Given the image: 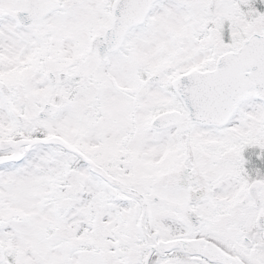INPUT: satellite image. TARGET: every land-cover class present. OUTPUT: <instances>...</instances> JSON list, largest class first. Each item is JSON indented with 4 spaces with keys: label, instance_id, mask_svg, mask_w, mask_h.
Instances as JSON below:
<instances>
[{
    "label": "snow or ice",
    "instance_id": "obj_1",
    "mask_svg": "<svg viewBox=\"0 0 264 264\" xmlns=\"http://www.w3.org/2000/svg\"><path fill=\"white\" fill-rule=\"evenodd\" d=\"M0 264H264V0H0Z\"/></svg>",
    "mask_w": 264,
    "mask_h": 264
}]
</instances>
